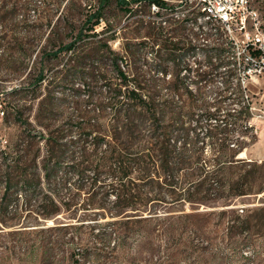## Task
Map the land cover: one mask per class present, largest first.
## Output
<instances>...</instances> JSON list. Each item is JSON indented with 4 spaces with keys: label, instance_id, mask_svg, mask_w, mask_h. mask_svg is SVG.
Returning a JSON list of instances; mask_svg holds the SVG:
<instances>
[{
    "label": "rangeland",
    "instance_id": "rangeland-1",
    "mask_svg": "<svg viewBox=\"0 0 264 264\" xmlns=\"http://www.w3.org/2000/svg\"><path fill=\"white\" fill-rule=\"evenodd\" d=\"M66 1L0 0V162L13 155L15 145L22 144L23 138L26 141L27 133H47L45 126L54 132L62 128L68 138L75 137L77 132H73L74 123L68 121L70 116H77L76 121L83 118L94 129L104 131L111 110L103 113L93 109L102 101V88L118 80L106 71L108 64L102 60L105 48L94 43L96 39L115 37L109 41L110 46L123 56L125 69L135 81L148 80L153 74L163 84L178 79L175 63L162 61L159 44L152 43L149 33H169L178 47L187 46L191 33H211L207 45L225 48L234 55L255 34L264 36V0H250L253 12L246 31L233 29L231 33L213 19L179 20L187 5L200 11L196 0H166L176 14L166 22L154 17L157 8L141 0L131 5L133 11L114 4L107 7L106 23L95 27L96 37L86 36L77 43L78 54L62 51L49 56L75 37L88 8L82 0ZM86 1L91 6L96 3ZM87 33L92 31L84 30L83 34ZM91 47L98 49L97 59L88 57ZM75 60L81 62L83 70ZM185 62L187 67L207 71L219 59L209 65L198 49L185 57ZM163 64L170 66L172 76L167 73L165 77L158 71ZM41 70L45 79L37 84L36 76ZM223 70L222 67L205 77L190 72L186 80L191 84L201 81L205 100L212 101L214 90H220L223 81L231 78ZM81 71L83 76L78 74ZM184 73L183 68L180 76ZM246 80L255 138L238 157L260 162L264 160V63L251 67ZM160 94H165V89ZM69 126L73 128L70 134ZM39 135L35 144L28 146L24 142L17 146L24 154L27 149L25 159L35 156L39 160L45 154L43 149L38 150V141L40 145L43 141ZM211 155L205 148L202 161H210ZM202 168L205 173L216 169L209 162ZM4 170V166L0 167L2 174ZM106 170L100 167L98 172ZM229 175L236 173H216L209 182L216 185L221 177L226 180ZM136 177L139 175L129 181L127 192L117 195L108 191L115 178L105 173L86 190L78 189V185L88 186L89 181L77 183L76 176L68 175L64 184L60 176L56 181L59 211L48 217L36 210L35 200L42 197L40 190L28 193L31 202L25 208L24 190L19 185L11 188L6 203L16 202L18 206L5 210L0 205V264H264V191L255 193L262 185L260 182L252 184L249 190L244 188L250 194L223 198L195 194L199 198H189L179 189L193 188L192 179L180 177L172 182L176 189L171 191L168 184ZM41 181L39 186L44 192L45 180ZM118 186L114 184L113 188ZM3 194L4 176L0 175V197ZM103 235H107V240L101 239Z\"/></svg>",
    "mask_w": 264,
    "mask_h": 264
},
{
    "label": "trees",
    "instance_id": "trees-1",
    "mask_svg": "<svg viewBox=\"0 0 264 264\" xmlns=\"http://www.w3.org/2000/svg\"><path fill=\"white\" fill-rule=\"evenodd\" d=\"M140 1L96 0L95 5L91 6L86 0H82L88 7L82 26L71 41L60 45L48 55L57 56L62 51L78 54L80 44L77 43L82 42L86 36L96 37L98 33H94L95 27L106 23L107 7L114 4L118 8L133 11L131 5ZM146 1L150 7L154 5L157 8L153 15L161 21L172 20L176 15L171 7L173 5H169L166 0ZM189 8L187 5L185 12L182 11L183 17L179 20L196 22L203 16V12H195ZM84 30L92 33L84 35ZM149 36L153 44H159L158 55L162 61L168 63L170 60L175 63L173 68L178 79L160 84L152 74L148 80L135 81L130 77L129 70L125 69L123 56L110 46L109 41L115 37L94 40V43L102 44L105 48L102 60L108 64L106 71L118 80L117 83H108L102 88V101L93 109V112L100 110L103 113L111 110L104 131H99V127L98 130L94 129L93 124H86L83 118L76 121L77 116H70L68 121L74 123L75 130L69 126L68 132H77L73 138H68V133L62 128L61 131L58 129L54 132L46 126L44 130L47 133L35 131L34 134L24 135L26 141L23 138V143L26 142L30 146L29 143L35 144L37 134H40L38 137L43 141L42 145L38 141V150L43 149L45 154L39 160L35 156L25 159L27 149L24 154L23 149H17V146H22L23 143H18L15 145V153L3 158L4 161L0 162V167L5 168L3 174L0 172V175L4 176V194L0 197L3 209L18 206L16 202L13 205L6 203V197L11 188H17L19 185L24 190L25 208L31 202V195L28 193L38 189L42 197L35 200L36 210L44 217L55 215L59 211L57 201L60 202L56 181L61 176L65 184L68 175L76 176L77 183L89 181L88 186L78 185V189L86 190L92 188L99 181V176L105 173V176L115 178V183L109 185L108 191H114L117 195L127 192L130 187L126 186L133 176L137 175L139 177L136 178L140 180L168 184L171 191L176 189L172 182L180 177L192 179L195 182L193 188H177L189 198H199L194 197L195 194L215 198L250 194L251 192L245 189L249 190L256 182L262 185L255 193L264 191V160L259 162L238 157L244 149H248L255 138L251 124L252 102L246 80L252 63L245 62L243 55L237 51L234 55L225 48L218 49L207 45L211 33H191L186 47H178L179 43L172 42L169 33H149ZM198 49L205 54L209 65L216 59H219V62L207 71L187 67L185 57ZM97 50L95 47L90 48L88 57L91 60L98 58ZM245 50L254 61H259L262 57V50L250 44ZM76 64L80 70L84 69L81 62L76 61ZM168 67L170 66L163 64L158 71L166 77L167 73H170ZM222 67L224 75L231 78L223 81L220 90H214L212 101L205 100L204 86L199 84L201 81L191 84L186 80L190 72L205 77L216 74ZM183 68L185 73L180 76ZM148 69L152 73L153 69ZM236 69L240 70L239 73ZM78 74L83 76L82 71ZM36 77L37 84L45 79L42 70ZM162 89H165V94H160ZM205 148L212 152L210 161L201 159ZM207 162L216 167L213 173L202 171ZM100 167L107 170L100 173ZM225 171L236 173V176L229 175L226 180L221 177L216 185L209 182L210 176ZM41 180H45L44 192L39 186ZM206 181L208 184L205 186ZM114 184L119 186L115 189ZM225 192L228 193L225 195ZM106 236H101V239L107 240Z\"/></svg>",
    "mask_w": 264,
    "mask_h": 264
},
{
    "label": "built area",
    "instance_id": "built-area-1",
    "mask_svg": "<svg viewBox=\"0 0 264 264\" xmlns=\"http://www.w3.org/2000/svg\"><path fill=\"white\" fill-rule=\"evenodd\" d=\"M196 1L197 6L200 8V11L203 12L202 18H209V20L213 19L222 23L228 29L229 33H231L233 29H238L239 31H246L249 15L251 14V12H253V10H251L250 8V0ZM152 7L156 8L154 5ZM249 44L252 45L254 48H259L262 50V57L259 61H254L245 50L246 46ZM246 46L241 47V49H237V53H241L243 55L245 62L252 63L251 67L261 66V63H264V36L262 34H255L249 39ZM244 82L245 81H243V83Z\"/></svg>",
    "mask_w": 264,
    "mask_h": 264
}]
</instances>
